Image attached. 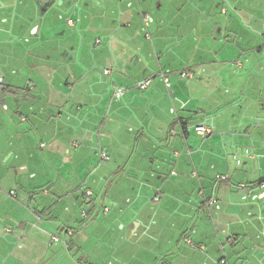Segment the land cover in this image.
<instances>
[{"label": "crops", "instance_id": "0c3cea01", "mask_svg": "<svg viewBox=\"0 0 264 264\" xmlns=\"http://www.w3.org/2000/svg\"><path fill=\"white\" fill-rule=\"evenodd\" d=\"M239 17L264 25V2L0 0V264H264V169L206 164L217 137L264 161L263 76L231 105Z\"/></svg>", "mask_w": 264, "mask_h": 264}, {"label": "rangeland", "instance_id": "374dc122", "mask_svg": "<svg viewBox=\"0 0 264 264\" xmlns=\"http://www.w3.org/2000/svg\"><path fill=\"white\" fill-rule=\"evenodd\" d=\"M261 2H264V0H260ZM260 4V2H259ZM199 5V3H196V6ZM229 12H233L231 10V8L229 9ZM74 20V19H73ZM237 20V26L238 27H242L245 30V35L247 36V38H252L253 39V43H256V45H252V50L243 48V43L245 40V36L242 34L238 37H234L232 35V38L235 40L234 43H225V48L233 46L234 48V44L238 43L240 45V47L242 46V51L247 53H243L241 54V59H240V63L242 64V69L240 70L236 64L230 65L227 69V71L230 73V76H236L239 77V83H240V89L243 92L242 98L239 97L236 101H233V103L231 104V101H227V106H225L224 108L226 109V107L229 106V104L233 105L234 103H241L243 105V103H245V99L246 97H248V92L250 89V84L253 83V80L251 82L248 81L250 78L252 77V73L257 76L258 78L263 76L264 78V46L263 48L260 47V45L264 44V25L259 24L258 22H250L249 24L246 23V21H244V19H242L241 17L236 18ZM67 21L68 18L65 15L64 18V24L67 26ZM62 22V21H61ZM75 23V21H73ZM240 25V26H239ZM145 30V29H144ZM149 32V31H147ZM146 33V32H145ZM240 37V38H239ZM94 40L93 42H95L96 37H92ZM82 44V41L80 42ZM230 45V46H229ZM224 48V49H225ZM219 50V49H218ZM220 52V57L222 59H229V58H233L236 59L238 58L237 56H234L231 51H225L226 56L224 57V54H222V50H219ZM204 53L200 52L198 55L196 56H202ZM237 60V59H236ZM253 70V71H252ZM252 72V73H251ZM238 82V81H236ZM235 84V83H234ZM264 81H259L258 79V85H263ZM254 85H256V83H254ZM263 89V88H262ZM258 99H261V97H258ZM264 102V101H263ZM223 108V109H224ZM261 131H264V129H261ZM198 138L196 136V132L195 130L193 131V139L199 141L200 143L202 142L201 140L196 139ZM224 139H219L217 137V139H214L213 142V146L208 147L210 148V150H212L211 152L213 153L214 156H208V161L206 164L209 167V170L215 174L217 172H227V170H229L230 172L234 173V172H247L249 179L250 180H254L256 178V174H260L261 170L264 169V161L263 160H256L254 162H251L250 160H248L245 157V149H248L250 151V153L254 154L256 152V146L251 144L250 140H243L241 142L239 146V148H235L233 146L232 143L230 142H225L222 141ZM207 141V140H206ZM205 142V141H203ZM198 143V142H196ZM237 146V147H238ZM248 147V148H246ZM236 156V157H235ZM238 160L241 162L240 165L237 164ZM203 163V162H202ZM201 163V164H202ZM209 163V164H208ZM216 164V169L213 168V166ZM246 175V178H247ZM39 195H42V193H39ZM178 222V221H177ZM60 238V237H59ZM125 241V239H124ZM103 262V264H108L109 259H105Z\"/></svg>", "mask_w": 264, "mask_h": 264}, {"label": "built area", "instance_id": "2783aa9c", "mask_svg": "<svg viewBox=\"0 0 264 264\" xmlns=\"http://www.w3.org/2000/svg\"><path fill=\"white\" fill-rule=\"evenodd\" d=\"M152 21L153 20L151 19L150 16H145L143 18V25H144L143 27H144L145 30L148 29L149 24ZM68 24L72 26L74 24L73 23V20L69 19L68 20ZM147 37H149V35H147ZM97 44H100V41L99 40L97 41ZM105 73L108 74L109 71L106 70ZM186 76L192 77L193 75L192 74H189V73L188 74L187 73H183L182 74V77H186ZM161 77L164 79V81L167 84V86H169L170 83H169L168 77L165 74H161ZM151 84H152V79H148V80H146L144 82L139 83V88L141 90H145ZM192 128L195 130L196 135L199 136V137H201V138H209L213 134L212 128L207 123H198V124L194 125ZM75 146H76V143H75ZM246 153L248 154V151H246ZM102 158L105 159V160L108 159L105 154H102ZM237 163L240 164L241 162L238 160ZM194 176H197V174L195 173ZM227 180H228V177L223 176V175L222 176L221 175H217L216 178H215L216 183L224 182V181H227ZM263 187L264 186H261V188H263ZM237 188H238L239 191H245L246 192V194L244 196L245 199L248 198V196L252 193L251 186H249V185H247L245 183L238 184L237 185ZM11 195L13 196L14 193L12 192ZM154 200L155 201H159L158 198H155ZM213 201L214 200L211 199V202H213ZM106 211H108V210H106ZM53 241L54 242H60L61 239L59 237L55 236V237H53ZM221 264H229V263L226 260H222L221 261Z\"/></svg>", "mask_w": 264, "mask_h": 264}, {"label": "trees", "instance_id": "16d2710c", "mask_svg": "<svg viewBox=\"0 0 264 264\" xmlns=\"http://www.w3.org/2000/svg\"><path fill=\"white\" fill-rule=\"evenodd\" d=\"M147 31H148V29L145 30V32H146V36L149 35V37H150V33L147 32ZM149 37H148V38H149ZM161 74H165V75L167 76L168 73L161 72V73H160V76H161ZM187 74H188V73H187ZM189 74H192V75H193V73H189ZM9 88H10V87H8V86L2 84L3 95H6V94L9 92V90H10ZM194 125H196V124H194ZM194 125H193V126H194ZM103 154H104V153H103ZM105 155H106V154H105ZM107 158H108L107 160H105V159H103V158H102V159L105 160V161H109L110 159H109L108 156H107ZM260 182H263V181H260Z\"/></svg>", "mask_w": 264, "mask_h": 264}]
</instances>
